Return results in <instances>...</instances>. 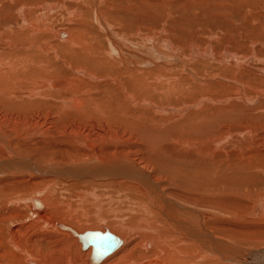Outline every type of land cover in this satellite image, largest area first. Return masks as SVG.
I'll list each match as a JSON object with an SVG mask.
<instances>
[{
	"label": "bare ground",
	"instance_id": "1",
	"mask_svg": "<svg viewBox=\"0 0 264 264\" xmlns=\"http://www.w3.org/2000/svg\"><path fill=\"white\" fill-rule=\"evenodd\" d=\"M236 168L264 176V0H0V264H264Z\"/></svg>",
	"mask_w": 264,
	"mask_h": 264
},
{
	"label": "rangeland",
	"instance_id": "2",
	"mask_svg": "<svg viewBox=\"0 0 264 264\" xmlns=\"http://www.w3.org/2000/svg\"><path fill=\"white\" fill-rule=\"evenodd\" d=\"M257 159H256V161H258V162H261L262 161V159H261V157L260 156H257L256 157ZM263 158V157H262ZM238 165V164H237ZM239 166V165H238ZM240 167V166H239ZM241 169V168H240ZM240 169L239 168H236V170L234 171V172H232V173H229L227 176H226V178L230 181V182H232V183H229L230 185H236V186H251V187H256V184H254L255 182H256V179H257V186L259 185L260 187H262V188H264V183H258V181L259 180H261V179H264V176H263V174H261L260 172H259V170L257 171L256 170V172H251V171H248L247 172V169L245 170L244 168H242V169H244V170H242L241 172H240ZM254 169V168H253ZM239 170V171H238ZM236 172V173H235ZM239 172V173H238ZM232 174V175H231ZM254 175L253 177H254V179H252L253 177L252 176H250V175ZM256 174V175H255ZM260 174V175H259ZM262 175V176H261ZM249 176V177H248ZM225 177V176H224ZM251 177V178H250ZM238 178V179H237ZM243 178H245V179H243ZM225 179V178H224ZM237 179V180H236ZM249 179V180H248ZM245 180H247V181H245ZM255 180V181H254ZM238 181V182H237ZM241 181V182H240ZM246 183H245V182ZM253 181V182H252ZM102 231V230H101ZM114 234V233H113Z\"/></svg>",
	"mask_w": 264,
	"mask_h": 264
},
{
	"label": "water",
	"instance_id": "3",
	"mask_svg": "<svg viewBox=\"0 0 264 264\" xmlns=\"http://www.w3.org/2000/svg\"><path fill=\"white\" fill-rule=\"evenodd\" d=\"M83 238L87 239V241L97 240L98 238H100L101 240H103L106 243V246L103 249L100 250V249L96 248V251H97L99 257H100V255H104V254L110 252L120 243V239L115 237L114 235L109 234V233H106V234L103 233L102 234L99 231L87 233L86 235H84ZM263 253H264V250H263Z\"/></svg>",
	"mask_w": 264,
	"mask_h": 264
}]
</instances>
